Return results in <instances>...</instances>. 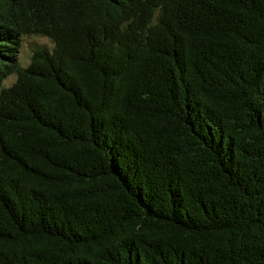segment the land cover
Segmentation results:
<instances>
[{
    "label": "trees",
    "instance_id": "obj_1",
    "mask_svg": "<svg viewBox=\"0 0 264 264\" xmlns=\"http://www.w3.org/2000/svg\"><path fill=\"white\" fill-rule=\"evenodd\" d=\"M0 264H264V0H0Z\"/></svg>",
    "mask_w": 264,
    "mask_h": 264
},
{
    "label": "rangeland",
    "instance_id": "obj_2",
    "mask_svg": "<svg viewBox=\"0 0 264 264\" xmlns=\"http://www.w3.org/2000/svg\"><path fill=\"white\" fill-rule=\"evenodd\" d=\"M40 46H45L51 48L53 46V41L44 35L41 34H31L26 35L23 40V46L19 54V61L22 65L29 64L31 56L36 48ZM16 80L15 75L9 76L5 82V86L11 85Z\"/></svg>",
    "mask_w": 264,
    "mask_h": 264
}]
</instances>
